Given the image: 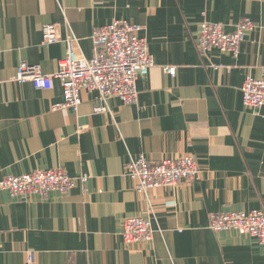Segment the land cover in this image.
Segmentation results:
<instances>
[{
  "label": "crops",
  "instance_id": "1",
  "mask_svg": "<svg viewBox=\"0 0 264 264\" xmlns=\"http://www.w3.org/2000/svg\"><path fill=\"white\" fill-rule=\"evenodd\" d=\"M244 18L255 26L237 56L198 52L203 19L232 32ZM114 19L141 25L153 56L132 104L111 97L95 112L82 90L77 111L53 109L59 80L46 90L17 82L21 62L55 72L67 37L91 57L92 33ZM46 23L58 42L42 43ZM248 76L264 78V0H0V176L61 168L78 177L66 193L0 190V264H26L30 251L33 264H264L254 237L208 227L212 213L264 208V106L242 103ZM140 154L192 155L198 174L144 194L125 174ZM135 216L150 219V241L122 240Z\"/></svg>",
  "mask_w": 264,
  "mask_h": 264
},
{
  "label": "built area",
  "instance_id": "2",
  "mask_svg": "<svg viewBox=\"0 0 264 264\" xmlns=\"http://www.w3.org/2000/svg\"><path fill=\"white\" fill-rule=\"evenodd\" d=\"M254 26L251 19L244 18L235 25L232 32H225L223 24L203 19L197 34V50L205 54L209 49L218 48L237 56L246 33ZM141 29V25L137 23L118 19L96 28L91 35V57L80 53L78 39L67 37L66 51L58 61L55 72L44 74L38 65L21 62L16 67V80L20 84L30 82L35 89L41 90L50 88L53 79L59 80L63 100L53 104V109L69 107L77 111L82 100V90L95 96V112L105 111V102L111 97L119 98L124 104H132L138 95L136 80L147 75L148 69L153 66V56L148 51L147 41L138 35ZM58 41L56 24H44L42 43L52 44ZM163 70L170 74L176 71L170 65H165ZM241 86V99L245 106H264V78L248 76ZM198 170L196 159L192 155L149 162L140 154L130 158L125 166V174L135 181V189L144 194L154 187L193 180ZM77 178L69 176L61 168L35 169L28 173L0 176V190L8 191L12 196L31 193L46 196L49 191L66 193L75 186ZM85 179L81 177L79 180L83 182ZM122 227L121 237L126 243L152 239L153 229L148 217L125 218ZM208 227L215 232L233 230L249 235L264 246V208L212 213L209 215ZM34 255V251L28 252L26 264H33Z\"/></svg>",
  "mask_w": 264,
  "mask_h": 264
}]
</instances>
